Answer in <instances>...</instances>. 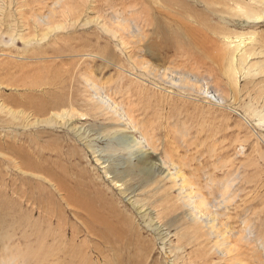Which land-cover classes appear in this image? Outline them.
Masks as SVG:
<instances>
[{
    "label": "rangeland",
    "instance_id": "obj_1",
    "mask_svg": "<svg viewBox=\"0 0 264 264\" xmlns=\"http://www.w3.org/2000/svg\"><path fill=\"white\" fill-rule=\"evenodd\" d=\"M171 1L0 0V264H264V0Z\"/></svg>",
    "mask_w": 264,
    "mask_h": 264
},
{
    "label": "bare ground",
    "instance_id": "obj_2",
    "mask_svg": "<svg viewBox=\"0 0 264 264\" xmlns=\"http://www.w3.org/2000/svg\"><path fill=\"white\" fill-rule=\"evenodd\" d=\"M167 2L169 1V0H166ZM173 1V0H172ZM172 1H171V3L170 4H173L172 3ZM247 18H249V19H251V18H253V19H255V20H257V19H259V17L257 16V17H254V15H248L247 16ZM247 53V52H246ZM245 56H247V54L245 55ZM64 68V67H63ZM56 70V69H55ZM70 71V70H69ZM55 80V79H54ZM59 83V82H58ZM50 84V83H49ZM48 84V85H49ZM37 87V86H36ZM39 88V87H38ZM65 96V95H64ZM61 98V96L59 97V99ZM63 98V99H62ZM61 98V101L62 100H64V97H62ZM56 99V98H55ZM92 99V98H91ZM58 100V99H57ZM70 100V99H69ZM74 100V99H73ZM93 100V99H92ZM58 101H60V100H58ZM60 101V103H62ZM96 101V100H95ZM64 102V101H63ZM69 102V101H68ZM90 103H92V102H90ZM64 104H66V103H64ZM64 104L62 105V106H64ZM122 110V109H121ZM122 111H124V110H122ZM127 111V110H126ZM126 111L125 112H122V113H126ZM128 112V111H127ZM54 115V114H53ZM126 115V114H125ZM129 115V114H128ZM128 115H127V117H128ZM249 115V114H248ZM75 116V115H74ZM131 116V115H130ZM79 117V116H78ZM62 119H64L65 120V122H69V121H71V120H73L74 118H73V116L72 115H70L69 113H67L65 110L63 111V114H62ZM131 119V118H130ZM129 119V120H130ZM133 124V123H132ZM143 125V124H142ZM136 127H137V125H136ZM141 133V132H140ZM147 135V134H146ZM119 136H121V135H119ZM147 137V136H146ZM176 139V138H175ZM129 141V140H128ZM143 141H145V140H143ZM150 141V140H149ZM132 142V141H131ZM146 142V141H145ZM144 143V142H143ZM148 143V142H147ZM147 143H145V145H147ZM137 144V143H136ZM135 144V145H136ZM138 144H139V142H138ZM138 144L136 145V146H138ZM144 145V144H143ZM142 145V146H143ZM149 145H150V143H149ZM135 146V147H136ZM139 147V146H138ZM137 147V148H138ZM142 150V149H141ZM140 151V150H139ZM141 152V151H140ZM142 156V155H141ZM140 156V157H141ZM144 158H145V156H143ZM142 157V158H143ZM105 162V161H104ZM107 162V161H106ZM111 168V167H110ZM143 169V168H142ZM146 171H145V176H143L144 177V179H146V181L148 180V179H151L152 178V176H153V173H152V171L150 170V169H146V168H144ZM144 169H143V171H144ZM105 170V169H104ZM179 170V169H178ZM180 172H181V170H179ZM171 172V171H170ZM133 173V172H132ZM176 173V172H175ZM179 173V172H178ZM123 174V173H122ZM122 174H115V176H114V178L116 179V183L117 182H123L124 180V178L127 176V174H129V175H131L130 174V172H128V173H126L125 175H122ZM136 175V174H135ZM171 175V174H170ZM180 173H179V177H180ZM183 175V174H182ZM133 176V175H132ZM183 177V176H182ZM185 177V176H184ZM129 180V179H128ZM124 183H122V185H123ZM121 185V186H122ZM198 191H200V190H198ZM194 193V192H193ZM197 194H198V192H197ZM192 195V194H191ZM192 197V196H191ZM191 197H189L190 199H192ZM198 198V197H197ZM200 200V199H199ZM203 201V203L202 204H206V202L204 203V201L205 200H202ZM201 201V202H202ZM198 202V201H197ZM198 205V204H197ZM207 205V204H206ZM205 206V205H204ZM203 207V206H202ZM205 207H207V206H205ZM202 210V209H201ZM205 210H206V208H205ZM205 210H204V212H205ZM201 213V212H200ZM203 213V212H202ZM205 213H207V211L205 212ZM202 215V214H201ZM209 214H207V216H208ZM206 216V215H205ZM197 218V217H196ZM201 219H203V218H201ZM201 221V220H200ZM225 224V223H224ZM41 227V226H40ZM44 232V231H43ZM45 234H47V233H45Z\"/></svg>",
    "mask_w": 264,
    "mask_h": 264
}]
</instances>
